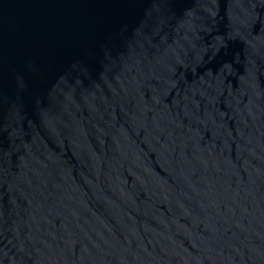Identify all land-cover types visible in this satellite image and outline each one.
<instances>
[{"label": "water", "instance_id": "1", "mask_svg": "<svg viewBox=\"0 0 264 264\" xmlns=\"http://www.w3.org/2000/svg\"><path fill=\"white\" fill-rule=\"evenodd\" d=\"M0 264H264V0H0Z\"/></svg>", "mask_w": 264, "mask_h": 264}]
</instances>
